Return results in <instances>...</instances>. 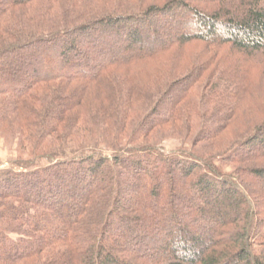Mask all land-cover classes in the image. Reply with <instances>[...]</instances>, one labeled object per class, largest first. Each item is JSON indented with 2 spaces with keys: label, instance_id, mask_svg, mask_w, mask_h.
Returning <instances> with one entry per match:
<instances>
[{
  "label": "trees",
  "instance_id": "trees-1",
  "mask_svg": "<svg viewBox=\"0 0 264 264\" xmlns=\"http://www.w3.org/2000/svg\"><path fill=\"white\" fill-rule=\"evenodd\" d=\"M0 137V264H264V0H0Z\"/></svg>",
  "mask_w": 264,
  "mask_h": 264
},
{
  "label": "rangeland",
  "instance_id": "rangeland-1",
  "mask_svg": "<svg viewBox=\"0 0 264 264\" xmlns=\"http://www.w3.org/2000/svg\"><path fill=\"white\" fill-rule=\"evenodd\" d=\"M161 21L154 22V25H152V28L156 27L155 24H159ZM179 146V142L174 139H167L162 144V151L165 153H169L174 151ZM11 147L10 143H7L3 140V138L0 137V168L8 167L9 161L16 155L14 150ZM43 164V163H41ZM14 169H18L17 167H14Z\"/></svg>",
  "mask_w": 264,
  "mask_h": 264
}]
</instances>
